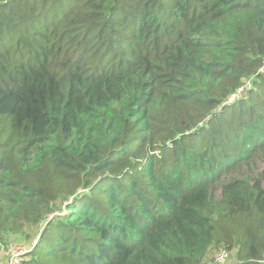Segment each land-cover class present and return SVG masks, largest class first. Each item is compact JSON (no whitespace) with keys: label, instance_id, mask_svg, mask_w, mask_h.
Wrapping results in <instances>:
<instances>
[{"label":"trees","instance_id":"16d2710c","mask_svg":"<svg viewBox=\"0 0 264 264\" xmlns=\"http://www.w3.org/2000/svg\"><path fill=\"white\" fill-rule=\"evenodd\" d=\"M6 235L22 264H264V0H0Z\"/></svg>","mask_w":264,"mask_h":264},{"label":"built area","instance_id":"2783aa9c","mask_svg":"<svg viewBox=\"0 0 264 264\" xmlns=\"http://www.w3.org/2000/svg\"><path fill=\"white\" fill-rule=\"evenodd\" d=\"M248 86L249 84L246 83L244 87H240L237 91L236 96H240L243 93V91L247 89ZM234 96L235 95H232V97H230V100H232ZM35 242L36 240L34 239L28 246L14 244L13 242H9L8 245H6L7 244L6 243L4 246V247L7 246V250H6L7 258L5 264H22L23 260L27 256L28 251L32 248ZM230 255L231 253L228 250L220 249L216 252L210 264H232V262L230 261Z\"/></svg>","mask_w":264,"mask_h":264},{"label":"rangeland","instance_id":"374dc122","mask_svg":"<svg viewBox=\"0 0 264 264\" xmlns=\"http://www.w3.org/2000/svg\"><path fill=\"white\" fill-rule=\"evenodd\" d=\"M36 232H35V234H36ZM34 237H35V235H34ZM5 239H6L5 242L7 243L6 245H8L9 242H13L14 244L28 246V245H30V241H31V240H25L23 237H20V236H11V235H6ZM34 239L36 240V237ZM6 250H7V246L4 247L3 251L0 253V264H5V262H6V258H7ZM217 251L218 250L214 251L213 254H211L210 257L208 258L207 262L204 264H210ZM232 256L233 255L231 254V261H233Z\"/></svg>","mask_w":264,"mask_h":264}]
</instances>
